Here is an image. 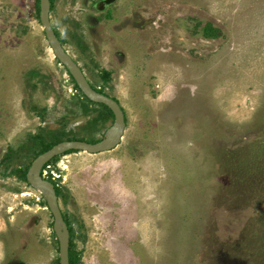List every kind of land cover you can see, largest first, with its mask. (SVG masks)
Wrapping results in <instances>:
<instances>
[{"label": "rangeland", "instance_id": "1", "mask_svg": "<svg viewBox=\"0 0 264 264\" xmlns=\"http://www.w3.org/2000/svg\"><path fill=\"white\" fill-rule=\"evenodd\" d=\"M95 1L49 11L125 120L115 148L64 152L42 171L77 263L264 264V0ZM37 3L0 0V159L14 151L0 163V264H59L44 197L12 174L34 159L32 138H102L114 121L55 58Z\"/></svg>", "mask_w": 264, "mask_h": 264}, {"label": "water", "instance_id": "2", "mask_svg": "<svg viewBox=\"0 0 264 264\" xmlns=\"http://www.w3.org/2000/svg\"><path fill=\"white\" fill-rule=\"evenodd\" d=\"M109 4L113 0H106ZM50 0H39V20L43 27L45 37L55 56L68 73L71 75L79 90L92 102L106 105L114 116L113 123L107 128L104 136L97 142L90 143L82 140L60 141L51 148L37 155L26 171V180L29 185L44 197L47 207L53 217V231L58 240L59 264H68L69 230L62 215L58 197L54 184L46 179L41 171L47 161L58 154L68 150L85 151L88 153H98L115 148L124 132L125 120L124 112L120 104L112 97L96 91L87 80L83 70L72 56L66 51L56 36L49 18Z\"/></svg>", "mask_w": 264, "mask_h": 264}, {"label": "trees", "instance_id": "3", "mask_svg": "<svg viewBox=\"0 0 264 264\" xmlns=\"http://www.w3.org/2000/svg\"><path fill=\"white\" fill-rule=\"evenodd\" d=\"M52 4V0H50V5ZM37 5H38V3H37ZM37 10H39V5L37 6ZM204 29H205V32L206 33H208V32H210V30H211V28L210 27H208V25L207 26H205L204 27ZM54 32H55V34H56V36L58 37V35H57V33H56V31L54 30ZM68 72V71H67ZM35 74H39L38 72L36 73L35 72ZM71 76V75H70ZM101 78L105 81V82H107V80L110 78V73L107 71V70H102L101 71ZM71 79H72V81H73V83H74V86H75V88H77L78 90H79V88H78V86H77V84L75 83V81L73 80V78L71 77ZM91 85V84H90ZM92 86V85H91ZM96 91H98V92H100V93H103V94H106L104 91H103V89L100 87V88H96L95 86H92ZM80 91V90H79ZM80 93L82 94V96H83V99L86 101V103H88V104H92V105H99L100 107H102V108H104L105 109V111L109 114V115H111V116H113V114H112V111L106 106V105H104V104H102V103H95V102H92V101H90L89 99H87L84 95H83V93L80 91ZM107 95V94H106ZM113 99H115V98H113ZM116 100V99H115ZM85 101H81V106H82V110L84 111V112H89V111H91V110H93V108L92 107H89L86 103H85ZM117 101V100H116ZM94 111H97V110H94ZM102 116V115H101ZM99 119H101V117H94V118H91V125L93 126L94 124H96V123H98L99 122ZM66 137H65V139L64 140H82V141H87V142H90V143H94V142H97V141H99L101 138H96V139H93V138H86V137H83V136H78V135H75V133H73V134H71L70 135V133H66V135H65ZM34 141H36V145H40L37 149H36V151H34V153H33V157L32 158H35L38 154H40V153H42V152H44V151H46L47 149H49V148H51L53 145H55L56 143H58V142H60V141H62V138H56V139H54L53 141H51V142H45L44 141V139L41 137V138H38L37 136H35L34 138H32ZM35 150V149H34ZM73 151H77V150H68V151H66L65 153H69V152H73ZM13 153H14V151H13V149H12V147H8L7 148V150L5 151V153L3 154V156L1 157V159H0V163H2V164H7L10 160H11V158L13 157ZM56 158V156L55 157H53L50 161H48L43 167H42V171L46 168V166L47 165H49V163L51 162V161H53L54 159ZM28 167H29V163L27 164V165H25L24 167H20V166H17V168H15V169H13V171H12V174H15V175H17L18 177H20V178H22V179H24L25 181H27L26 180V171H27V169H28ZM42 171H41V173H42ZM46 179H48V180H50L53 184H54V188H55V192H56V195L57 196H59V189H58V187L56 186V184L50 179L51 177H49V175L48 176H46L45 177ZM63 217H64V220H65V222H66V224H67V226H68V230H69V249H68V260H69V262H68V264H78L77 263V255H76V253L73 251V249H72V241H71V228H70V224H69V222H68V220L66 219V217L63 215Z\"/></svg>", "mask_w": 264, "mask_h": 264}, {"label": "flooded vegetation", "instance_id": "4", "mask_svg": "<svg viewBox=\"0 0 264 264\" xmlns=\"http://www.w3.org/2000/svg\"><path fill=\"white\" fill-rule=\"evenodd\" d=\"M114 1H116V0H113V2ZM113 2H111V3H107L106 2V0H99V1H95L93 4H94V6L97 8V9H100L101 11L102 10H105L107 7H108V5H110V4H112ZM108 13H106V17L107 16H109V15H107ZM62 44V43H61Z\"/></svg>", "mask_w": 264, "mask_h": 264}]
</instances>
